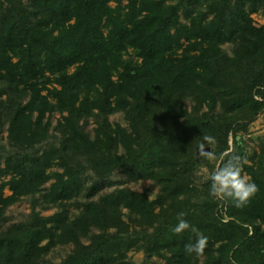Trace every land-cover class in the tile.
<instances>
[{
    "label": "trees",
    "instance_id": "obj_1",
    "mask_svg": "<svg viewBox=\"0 0 264 264\" xmlns=\"http://www.w3.org/2000/svg\"><path fill=\"white\" fill-rule=\"evenodd\" d=\"M260 13L264 0H0V264H44L69 244L58 264H135L132 251L165 264H264V144L250 157L242 141L264 115ZM119 112L126 127L109 121ZM204 134L219 166L241 156L257 185L246 204L197 184L215 168L193 152ZM117 172L152 182L156 198L105 193ZM24 197L31 213L3 227ZM41 204L63 210L42 216ZM179 213L208 237L201 254L185 252L191 229L171 231Z\"/></svg>",
    "mask_w": 264,
    "mask_h": 264
},
{
    "label": "rangeland",
    "instance_id": "obj_2",
    "mask_svg": "<svg viewBox=\"0 0 264 264\" xmlns=\"http://www.w3.org/2000/svg\"><path fill=\"white\" fill-rule=\"evenodd\" d=\"M252 17L257 25L264 24V14L260 13L253 15ZM124 58L126 60L131 58L137 60L136 53L133 50H129L127 53H125ZM186 104L188 108H191L193 106V102L190 99L186 100ZM59 118H60L59 114H55L52 117V127H51L52 134L49 138V143L55 142L57 140L56 135H58V133L55 131L54 128ZM109 121L112 124H120L124 127L127 126L125 114L122 112L110 115ZM85 127L89 133L93 134V130L95 128V124L93 120H89L87 125H85ZM0 141L1 143L6 145L7 143L6 130L1 134ZM242 141H243L244 151L248 154V156L252 157L254 155H257V157H259L261 155L262 152L261 148L262 145L264 144V115H260L250 125L247 133H242ZM193 152L194 155H198L197 147L194 148ZM210 164H212L213 166H215V168H217L219 167L220 162H216L215 159L210 157ZM209 177H210L209 169L206 166H203L197 175V184L201 187V185L204 184L209 179ZM246 177L249 179L248 176ZM113 180L115 182L114 185L109 188H106V190H104L105 193L114 191L115 189L129 188L131 190L141 193L147 192L149 193L151 199H155L158 194V189L150 181H140L138 183L129 182L121 172H117L114 175ZM46 186H48V184ZM9 194L10 192L6 190L5 195H9ZM79 201L82 202L84 201V199L81 198ZM77 203L78 202L73 201L71 203H68L67 206L64 207L68 210L71 218H73L80 211V209L77 206ZM37 209L38 211H40L42 216H51L63 210V208L60 206H52V205L47 206L45 204L39 205ZM30 213H31V198L24 197L19 202L8 207L5 213V220L3 222V227L7 228L14 224L24 221ZM83 242L88 243V240H83ZM73 249H74L73 244L55 245L50 249V251L47 254H45L43 258V262L44 264H58L64 258H66V256L69 253H71ZM127 257L128 260H130L135 264H165L164 260L157 257H153L151 259L146 260L143 252L132 251L127 254Z\"/></svg>",
    "mask_w": 264,
    "mask_h": 264
},
{
    "label": "clouds",
    "instance_id": "obj_3",
    "mask_svg": "<svg viewBox=\"0 0 264 264\" xmlns=\"http://www.w3.org/2000/svg\"><path fill=\"white\" fill-rule=\"evenodd\" d=\"M215 138L204 134L202 141L197 145L201 155L211 157L213 155L211 146ZM209 195L212 198H221L232 201L236 206L246 204L257 192V185L250 181L243 173L242 158L239 154H232L224 160L221 166L214 168L209 177ZM184 213H179L177 223L172 227L174 233H182L191 229L196 234L194 242L184 246L186 253L201 254L207 244L208 237L200 233L195 226L183 218Z\"/></svg>",
    "mask_w": 264,
    "mask_h": 264
},
{
    "label": "water",
    "instance_id": "obj_4",
    "mask_svg": "<svg viewBox=\"0 0 264 264\" xmlns=\"http://www.w3.org/2000/svg\"><path fill=\"white\" fill-rule=\"evenodd\" d=\"M197 153H198L199 155H201V153L199 152L198 148H197ZM201 156H202V155H201Z\"/></svg>",
    "mask_w": 264,
    "mask_h": 264
}]
</instances>
